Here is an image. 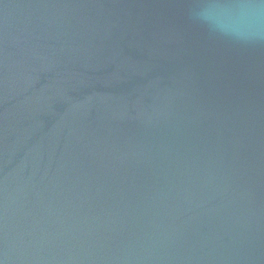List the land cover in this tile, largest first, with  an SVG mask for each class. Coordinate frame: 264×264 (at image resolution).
I'll list each match as a JSON object with an SVG mask.
<instances>
[{
    "label": "water",
    "instance_id": "1",
    "mask_svg": "<svg viewBox=\"0 0 264 264\" xmlns=\"http://www.w3.org/2000/svg\"><path fill=\"white\" fill-rule=\"evenodd\" d=\"M0 264H264V0H0Z\"/></svg>",
    "mask_w": 264,
    "mask_h": 264
}]
</instances>
